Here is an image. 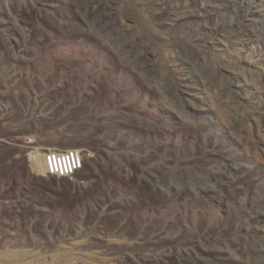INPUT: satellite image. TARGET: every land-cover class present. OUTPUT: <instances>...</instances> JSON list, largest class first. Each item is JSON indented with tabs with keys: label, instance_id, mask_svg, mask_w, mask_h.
<instances>
[{
	"label": "rangeland",
	"instance_id": "374dc122",
	"mask_svg": "<svg viewBox=\"0 0 264 264\" xmlns=\"http://www.w3.org/2000/svg\"><path fill=\"white\" fill-rule=\"evenodd\" d=\"M263 150L264 0H0V264H264Z\"/></svg>",
	"mask_w": 264,
	"mask_h": 264
},
{
	"label": "built area",
	"instance_id": "2783aa9c",
	"mask_svg": "<svg viewBox=\"0 0 264 264\" xmlns=\"http://www.w3.org/2000/svg\"><path fill=\"white\" fill-rule=\"evenodd\" d=\"M46 166L50 175L68 177L80 168L81 158L77 152L51 153L47 155Z\"/></svg>",
	"mask_w": 264,
	"mask_h": 264
},
{
	"label": "bare ground",
	"instance_id": "6f19581e",
	"mask_svg": "<svg viewBox=\"0 0 264 264\" xmlns=\"http://www.w3.org/2000/svg\"><path fill=\"white\" fill-rule=\"evenodd\" d=\"M214 107L216 108V112L219 116V118H221V120L223 121V123H225L226 126H230L233 128V123L236 121L237 123L240 122V118L239 116L235 117V118H229V114H226L223 110H221L219 107H221L219 105V102H215L214 103ZM220 120V119H219ZM220 120V121H221ZM228 126V127H229ZM237 126V124H235V127ZM259 151V150H258ZM262 154H264V150L262 151ZM260 157V155H259ZM262 158V157H260Z\"/></svg>",
	"mask_w": 264,
	"mask_h": 264
}]
</instances>
